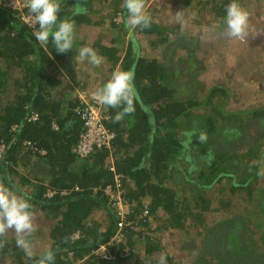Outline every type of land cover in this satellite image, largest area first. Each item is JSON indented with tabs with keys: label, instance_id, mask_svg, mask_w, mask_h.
Listing matches in <instances>:
<instances>
[{
	"label": "trees",
	"instance_id": "1",
	"mask_svg": "<svg viewBox=\"0 0 264 264\" xmlns=\"http://www.w3.org/2000/svg\"><path fill=\"white\" fill-rule=\"evenodd\" d=\"M20 1V10L0 1V184L30 198L35 231L27 237L31 258L16 246L14 229L0 234L1 264H38L49 250L53 264H160L162 256L166 264L182 258L186 264H264V97L247 109L230 108L229 86L204 88L196 43L178 36L176 24L154 19L155 7L147 12L150 26L132 30L123 0H101L100 10L89 0H62L59 15L74 20L75 38L73 49L58 53L51 39L45 45L32 36L21 18L30 14L26 0ZM193 1L183 0L184 7ZM77 2L86 12L71 16ZM194 2L195 14H210L224 29L230 0ZM86 26L99 27L100 35L79 40L77 31ZM82 46L103 57L105 73L79 60ZM160 46H168L165 54L152 53ZM132 67L141 103L119 120L122 105H103L113 142L80 157L79 100L67 83L97 90L114 69ZM90 77L98 82L92 88ZM117 174L123 216L105 192ZM238 201L245 202L242 209ZM214 212L222 216L208 218ZM121 219L132 226L119 231ZM178 232L184 235L179 259L162 239ZM104 244L113 257H101Z\"/></svg>",
	"mask_w": 264,
	"mask_h": 264
},
{
	"label": "rangeland",
	"instance_id": "2",
	"mask_svg": "<svg viewBox=\"0 0 264 264\" xmlns=\"http://www.w3.org/2000/svg\"><path fill=\"white\" fill-rule=\"evenodd\" d=\"M194 1L185 7L183 0H144V3L147 12H151L155 7L152 13L154 19L164 24H176L178 36L183 33L186 39L192 38L191 44L196 43L195 61L199 67L197 77L204 88L212 84L229 86L233 91L230 108L247 109L258 105V101L264 97V0H241V6L249 12L247 36L243 41L229 37L225 27L219 29V21L213 20L210 14L206 12H202L199 16L195 14ZM89 2L94 3L93 8L101 9V0H89ZM110 31L111 29L105 30L103 27L102 34L109 36ZM77 35L79 40L90 42L100 35V29L99 27H80ZM167 48L168 46H160L151 51L156 54L159 52L165 54ZM149 49L150 47L147 48ZM96 67L103 73L108 68L106 64ZM261 151L259 155L264 165V148ZM244 205V201L237 202L239 209H242ZM221 216L222 213L214 212L208 218L217 219ZM258 234L259 232L256 233L257 236ZM183 237L184 235L178 232V234H168L162 238L163 242L167 243L166 249L169 253L178 259L180 255H183L182 253L178 255V247H180L178 244ZM36 239V247H41L42 237L36 236ZM180 261L182 264L187 263L185 258Z\"/></svg>",
	"mask_w": 264,
	"mask_h": 264
},
{
	"label": "clouds",
	"instance_id": "3",
	"mask_svg": "<svg viewBox=\"0 0 264 264\" xmlns=\"http://www.w3.org/2000/svg\"><path fill=\"white\" fill-rule=\"evenodd\" d=\"M61 4L62 0H26L25 7L31 15L28 26L35 40L46 45L51 39L56 52L65 53L73 49L75 22L70 17H60ZM122 7L127 11L125 23L130 29L150 26L151 17L145 9L144 0H123ZM85 12L86 8L77 2L71 16L83 15ZM248 22L249 12L241 6L239 0H230L222 18L227 35L243 41L247 36ZM78 58L81 62L87 61L96 66L103 60L91 46L80 47ZM134 78V67L127 70L116 68L110 78L93 92V97L101 105L123 106L122 111L116 115L117 120L133 113L135 104L141 103L133 83ZM8 229H14L16 246L31 258L33 251L27 237L35 231L33 205L26 195L17 194L0 184V234ZM53 261L54 254L49 250L40 257L38 264H53ZM160 264H166L165 257H160Z\"/></svg>",
	"mask_w": 264,
	"mask_h": 264
},
{
	"label": "built area",
	"instance_id": "4",
	"mask_svg": "<svg viewBox=\"0 0 264 264\" xmlns=\"http://www.w3.org/2000/svg\"><path fill=\"white\" fill-rule=\"evenodd\" d=\"M2 5L11 7L13 9H21L22 3L20 0H0ZM22 20L27 23V25L31 21L30 14H22ZM96 90H89V91H78L77 97L79 100V105H77L76 111L79 113L81 118L82 124V131L80 133L77 145H76V152L77 154L84 158L90 154L94 149L100 148H109L113 142L115 137L114 131L109 129L106 125V119L108 115L106 111L103 109V105L99 104L95 98L93 97V92ZM31 119H36L37 114L32 113ZM28 146H30L33 150L39 151L41 153L44 150L39 149L34 144H31L30 141L25 142ZM4 146L0 145V161L3 157ZM110 169L113 170L114 167L110 166ZM120 178L121 175L117 174L115 176V185H107L105 187V192L110 196L113 204L116 206L118 213L123 216V213L127 209V205H124L122 197H121V190H120ZM47 195H51L52 192L48 191ZM146 214V212L144 213ZM132 226L130 222H126L124 219H121L118 222V230L120 231L122 228H128ZM117 238V235H115ZM110 249L107 244L100 246V255L103 258L113 257L109 253Z\"/></svg>",
	"mask_w": 264,
	"mask_h": 264
},
{
	"label": "crops",
	"instance_id": "5",
	"mask_svg": "<svg viewBox=\"0 0 264 264\" xmlns=\"http://www.w3.org/2000/svg\"><path fill=\"white\" fill-rule=\"evenodd\" d=\"M61 74H63V73H61ZM89 87L90 88H92V86L93 85H95L96 83H97V81H95V79H93V78H89ZM95 83V84H94ZM67 84H70V89H72V94H73V96H75L76 95V93L79 91V90H82V89H80V88H77L78 86H76V85H73L70 81H69V83H67ZM97 87V86H96ZM82 88V87H81ZM107 161L108 162H111L112 160H111V158H108L107 159Z\"/></svg>",
	"mask_w": 264,
	"mask_h": 264
}]
</instances>
